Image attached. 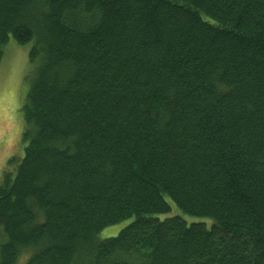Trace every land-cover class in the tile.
<instances>
[{
  "label": "trees",
  "instance_id": "16d2710c",
  "mask_svg": "<svg viewBox=\"0 0 264 264\" xmlns=\"http://www.w3.org/2000/svg\"><path fill=\"white\" fill-rule=\"evenodd\" d=\"M11 39L0 264H264V0H0Z\"/></svg>",
  "mask_w": 264,
  "mask_h": 264
},
{
  "label": "rangeland",
  "instance_id": "374dc122",
  "mask_svg": "<svg viewBox=\"0 0 264 264\" xmlns=\"http://www.w3.org/2000/svg\"><path fill=\"white\" fill-rule=\"evenodd\" d=\"M32 45H19L11 39L3 61L0 63V179L4 168L13 157H21L24 146L21 143V110L29 89L27 78L31 69L29 53ZM21 151V156L17 153ZM172 215L187 218L189 223L199 221L186 217L173 206ZM126 223L107 228L98 236L99 240L117 236ZM17 264H25L33 254L32 250L21 251Z\"/></svg>",
  "mask_w": 264,
  "mask_h": 264
}]
</instances>
